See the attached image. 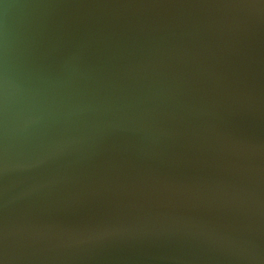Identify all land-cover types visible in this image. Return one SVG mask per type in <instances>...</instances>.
Wrapping results in <instances>:
<instances>
[{"label": "water", "instance_id": "95a60500", "mask_svg": "<svg viewBox=\"0 0 264 264\" xmlns=\"http://www.w3.org/2000/svg\"><path fill=\"white\" fill-rule=\"evenodd\" d=\"M0 264H264V0H0Z\"/></svg>", "mask_w": 264, "mask_h": 264}]
</instances>
